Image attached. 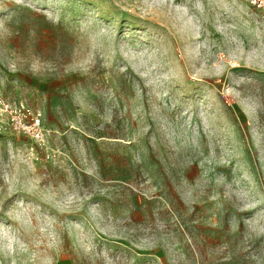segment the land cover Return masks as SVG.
<instances>
[{
    "label": "rangeland",
    "instance_id": "1",
    "mask_svg": "<svg viewBox=\"0 0 264 264\" xmlns=\"http://www.w3.org/2000/svg\"><path fill=\"white\" fill-rule=\"evenodd\" d=\"M0 264H264V9L0 0Z\"/></svg>",
    "mask_w": 264,
    "mask_h": 264
},
{
    "label": "built area",
    "instance_id": "2",
    "mask_svg": "<svg viewBox=\"0 0 264 264\" xmlns=\"http://www.w3.org/2000/svg\"><path fill=\"white\" fill-rule=\"evenodd\" d=\"M244 1H246L247 3H249L251 6L255 8L264 9V0H244ZM2 106H5L4 102ZM18 127H19L18 128L19 130L22 128L26 130L27 132H30L37 139H41L43 137V133L41 131V122L39 118H36L34 122L29 123V124L21 121Z\"/></svg>",
    "mask_w": 264,
    "mask_h": 264
}]
</instances>
